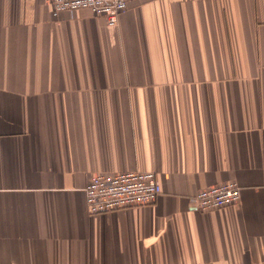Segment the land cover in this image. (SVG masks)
I'll return each instance as SVG.
<instances>
[{"label": "crops", "instance_id": "crops-1", "mask_svg": "<svg viewBox=\"0 0 264 264\" xmlns=\"http://www.w3.org/2000/svg\"><path fill=\"white\" fill-rule=\"evenodd\" d=\"M131 171L156 201L91 216L89 180ZM0 264H264V0H134L114 26L0 0Z\"/></svg>", "mask_w": 264, "mask_h": 264}, {"label": "built area", "instance_id": "built-area-1", "mask_svg": "<svg viewBox=\"0 0 264 264\" xmlns=\"http://www.w3.org/2000/svg\"><path fill=\"white\" fill-rule=\"evenodd\" d=\"M134 0H49L53 19L66 16L72 19L75 12L87 10L94 16L106 19L114 26L119 16ZM161 188L153 172L131 171L111 177L94 176L84 189L85 204L91 216L152 205ZM241 189L227 183L200 191L192 198V207L199 212L222 209L239 201Z\"/></svg>", "mask_w": 264, "mask_h": 264}]
</instances>
